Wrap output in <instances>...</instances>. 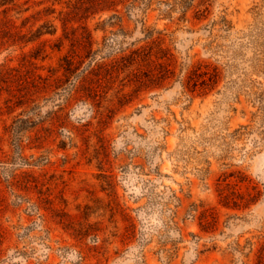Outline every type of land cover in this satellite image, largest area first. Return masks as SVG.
<instances>
[{
	"label": "rangeland",
	"instance_id": "1",
	"mask_svg": "<svg viewBox=\"0 0 264 264\" xmlns=\"http://www.w3.org/2000/svg\"><path fill=\"white\" fill-rule=\"evenodd\" d=\"M0 264H264V0H0Z\"/></svg>",
	"mask_w": 264,
	"mask_h": 264
}]
</instances>
